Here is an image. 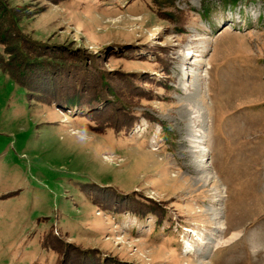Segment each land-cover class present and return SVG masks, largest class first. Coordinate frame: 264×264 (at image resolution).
<instances>
[{
	"label": "rangeland",
	"instance_id": "374dc122",
	"mask_svg": "<svg viewBox=\"0 0 264 264\" xmlns=\"http://www.w3.org/2000/svg\"><path fill=\"white\" fill-rule=\"evenodd\" d=\"M242 1L0 0V264H264Z\"/></svg>",
	"mask_w": 264,
	"mask_h": 264
},
{
	"label": "trees",
	"instance_id": "16d2710c",
	"mask_svg": "<svg viewBox=\"0 0 264 264\" xmlns=\"http://www.w3.org/2000/svg\"><path fill=\"white\" fill-rule=\"evenodd\" d=\"M225 1V0H224ZM239 2V4L238 5H240V4H243V2L244 1H242V0H226V3L227 4H230V5H236L237 3ZM3 10H5V9H3V7L1 8V11H3ZM208 10H206L205 12H204V16H206L207 14H208V12H207ZM72 100H69V101H67V102H65V104L67 105V106H73V105H75V101L74 100H76L77 99V96H75V95H73L72 96V98H71ZM41 103H43V102H41ZM91 113V112H90ZM83 185V184H82ZM109 202L107 201V204H108ZM135 209V215H137L138 217H140V218H143L145 215H147V214H149V213H152V214H155V215H161L159 212H156V211H153V209H152V206L151 207H146L144 210L143 209H138V208H134ZM109 210H111V207L109 208ZM162 216V215H161ZM169 224H171V222H169ZM174 223H172L171 224V226L173 225ZM171 226H170V228H171ZM54 242H51L50 244H53ZM78 256V255H77ZM99 257V256H98ZM79 259V258H78ZM73 264H78L76 261H74L73 262Z\"/></svg>",
	"mask_w": 264,
	"mask_h": 264
},
{
	"label": "bare ground",
	"instance_id": "6f19581e",
	"mask_svg": "<svg viewBox=\"0 0 264 264\" xmlns=\"http://www.w3.org/2000/svg\"><path fill=\"white\" fill-rule=\"evenodd\" d=\"M189 53V52H188ZM193 133V132H192ZM196 137L192 138L191 140L187 141L189 145H193V147H200L201 146V136H198L197 134L195 135ZM198 136V137H197ZM192 147V148H193ZM233 237V236H232Z\"/></svg>",
	"mask_w": 264,
	"mask_h": 264
}]
</instances>
